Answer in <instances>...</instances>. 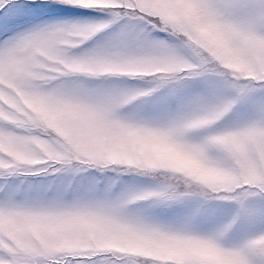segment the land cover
I'll return each instance as SVG.
<instances>
[{
	"label": "snow or ice",
	"instance_id": "obj_1",
	"mask_svg": "<svg viewBox=\"0 0 264 264\" xmlns=\"http://www.w3.org/2000/svg\"><path fill=\"white\" fill-rule=\"evenodd\" d=\"M0 264H264V0H0Z\"/></svg>",
	"mask_w": 264,
	"mask_h": 264
}]
</instances>
